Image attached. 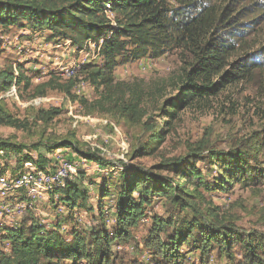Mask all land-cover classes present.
<instances>
[{
    "label": "trees",
    "instance_id": "trees-1",
    "mask_svg": "<svg viewBox=\"0 0 264 264\" xmlns=\"http://www.w3.org/2000/svg\"><path fill=\"white\" fill-rule=\"evenodd\" d=\"M246 1L230 0L219 7L216 0H0V29L46 30L50 33V42H71L81 53L89 48L96 50L100 60L99 64L83 65L80 72L98 97L95 101L72 94L80 82L74 85L71 80H82L78 75L67 83L56 79L34 86L22 66L18 67L17 76L12 68L0 71V127L28 130L29 122L18 119L3 103L2 95L15 87L18 91L33 89L32 98L44 97L48 90L59 91L89 112L102 110L114 114L116 111L126 122L141 124L147 115L146 91L135 84L117 81L116 71L144 59L158 60L180 52L192 61L183 59L186 67L176 84L177 93L166 99L161 108L170 119L164 123L168 128L155 129L154 139L137 148L132 157L155 154L173 130L172 123L181 110L208 103L227 87L250 81L257 71L264 69V46L254 50L255 45L249 41L258 20L248 18L258 13L259 9L255 8L258 3ZM248 11L251 12L247 14ZM60 113L59 109L40 111L37 120L49 123ZM249 143V150L230 151L208 150L207 145L199 144L187 157L165 161L154 168L126 167L114 193L116 223L111 232L93 230L94 234L89 236L77 231L63 233V225L71 219L73 211L87 207L84 202L88 192L70 182L73 177L64 176L56 183L42 186L39 191L57 189L54 193L58 194V201L70 213L58 216L55 226L31 219L7 228L0 240L2 245L8 243L9 252L0 248V264H123L113 248L129 242L130 230L145 216V209L155 197L164 198L166 206L176 210V214L171 220L154 217L152 221V229L144 240L145 249L152 255V264H192L197 252L200 264H211L216 250L218 258L228 259L230 264H234L238 251L244 253L245 264H264V238L239 233L220 208L206 197L234 183L249 187L264 180L260 161L264 158V129ZM27 149L34 150L37 157L22 156ZM58 149L72 150L80 159L100 167L110 165L100 151L81 148L75 136L38 142L30 147L0 140V157L19 156L17 172L6 180L3 200L10 190H16L18 178L28 172L58 173L65 164L70 167L67 170H72L69 161L52 165L42 153V150L51 153ZM199 162L205 163L209 171L219 173L214 185L206 181ZM26 165L30 168L25 169ZM22 189L17 188L22 192L27 190ZM110 193L105 185L101 197ZM25 194L31 199L39 196L38 193L33 198L28 190ZM26 198H22L24 202ZM24 207L29 209L30 205L24 204ZM99 207L102 218L103 208ZM87 209L93 213V208ZM184 247L190 254L182 253Z\"/></svg>",
    "mask_w": 264,
    "mask_h": 264
},
{
    "label": "rangeland",
    "instance_id": "rangeland-1",
    "mask_svg": "<svg viewBox=\"0 0 264 264\" xmlns=\"http://www.w3.org/2000/svg\"><path fill=\"white\" fill-rule=\"evenodd\" d=\"M229 1L216 0V3L221 7ZM253 1L258 3L255 8L259 11L248 19L258 20V25L249 41L250 44L255 45L254 50H257L264 46V0ZM253 1L248 0L246 3L250 4ZM249 12L251 11L247 14ZM46 32L48 31L35 32L28 28L17 27L0 29V71L12 68L17 76V69L22 66L26 76L32 78L34 86L56 79L67 83L70 82L69 79L78 75L82 80L78 78L71 80L74 85L80 82L73 88L72 94L87 98L89 101L97 100L93 88L84 80V74L80 73L83 65L100 63L97 51L89 48L81 53L71 46V42H50L48 39L50 33ZM183 59L192 61L190 56L174 52L158 60L144 59L138 63L124 65L116 71L117 81L135 84L140 90L146 91L144 109L147 115L142 120L146 126L142 123L135 125L126 122L119 117V114H115L116 111L113 112L114 114L104 113L102 110L89 112L59 91L48 90L46 96L32 98L33 89L18 91V87L14 86L15 88H12L8 94L2 95L3 103L9 111L18 119L27 120L29 127L27 131L0 127V140L30 147L38 142L49 143L75 136V141L79 142L81 148L100 151L110 164L106 167H100L97 163L91 164L80 159L72 150L58 149L51 153L42 150L52 165H57L61 160L72 163V170L77 172L73 176L74 180L70 182H75L82 191L88 192L84 202L87 207L76 208L73 211L71 219L63 225V233L77 231L89 236V233L94 234L93 230L112 231L116 223L113 216L116 212L114 193L116 187L121 184V172L126 167L154 168L165 161L187 157L194 153L199 144L207 145L208 150H249L250 139L262 132L264 69L257 71L250 81L227 87L208 103L181 110L178 118L172 123L173 130L168 133L160 149L151 156L133 159V153L137 148L149 144L150 140L154 139L155 129L168 128L164 123L170 119L161 108L166 99L177 93L176 84L183 68L186 67ZM51 109H59L61 113L49 123L37 120L40 111ZM26 155L37 157V153L30 149L22 154V156ZM18 158L19 156L16 157L14 154L0 157L1 178L13 176L17 172L15 168L19 165ZM260 161L264 167V158ZM198 167L206 181L214 185L219 173L216 170L209 171L203 162H199ZM29 168L30 165L25 166V169ZM105 185L109 187L111 193L102 198L101 193ZM55 190L51 192L41 190L37 199L25 196L26 192L10 190L7 197L0 200V217L5 220V223H0L1 233L3 229H7L6 224L10 219H14V222H17V219L18 221L34 219L40 224L55 226L58 216H66L70 213V209L58 201ZM135 196L137 197L138 194ZM24 197L28 198L26 203L31 206L29 209L21 207ZM206 197L214 206L220 208L221 214L239 233L264 238V180H259L249 187L234 183L226 190L206 194ZM99 205L104 212L102 218L99 217ZM88 207L94 209L93 213L88 211ZM175 214L176 210L166 206L164 198L155 197L153 203L145 209V216L130 230L129 242L117 244L113 248L118 259H122L123 264H152V255L144 247L145 237L152 229V221L154 217L164 221L171 220L173 219L171 216ZM104 224H106L105 228ZM2 236L4 235L1 234L0 237ZM0 248L9 252L8 243L2 245L1 240ZM182 253L190 254L187 247L183 248ZM262 259H264V251ZM210 263L230 264L231 262L228 259L218 258L216 250ZM245 263L244 253L236 252L234 264ZM192 264H200L198 252L193 255Z\"/></svg>",
    "mask_w": 264,
    "mask_h": 264
},
{
    "label": "bare ground",
    "instance_id": "bare-ground-1",
    "mask_svg": "<svg viewBox=\"0 0 264 264\" xmlns=\"http://www.w3.org/2000/svg\"><path fill=\"white\" fill-rule=\"evenodd\" d=\"M68 168H70V167L67 164H65L62 171H66ZM58 173H60V172H58ZM58 173L45 174L43 172H28V173H26V174H24L18 178L15 186L17 188H21V189H22V187H24L25 188L24 190L27 189L30 196L35 198L37 196L36 194L39 193L38 191L42 186L50 185L52 183H56L62 177L65 176V175H57ZM41 178H44V179H41ZM2 180H4V179H2ZM0 187L2 189L0 191V200H3V193L2 192H3V189H5L7 187V181H5V182L2 181L0 183ZM17 188H16V190H17ZM27 190H26V192H27ZM1 214H3V213H1Z\"/></svg>",
    "mask_w": 264,
    "mask_h": 264
},
{
    "label": "crops",
    "instance_id": "crops-1",
    "mask_svg": "<svg viewBox=\"0 0 264 264\" xmlns=\"http://www.w3.org/2000/svg\"><path fill=\"white\" fill-rule=\"evenodd\" d=\"M46 33H48V32H46ZM91 164H93V163H91ZM8 179H9V177H6V178H4V180H2V181L5 182V181L8 180ZM2 181L0 180V183H1ZM1 190H2V189H1V187H0V191H1ZM40 191H41V190H40ZM40 191H39V193H40ZM38 195H39V194H38ZM39 201H42V200H39ZM39 201H38V202H39ZM34 203H35V202H34ZM24 204H27V203H26V202H23L21 207H23ZM30 207H31V206H30ZM26 209H27V208H26ZM21 220H22V219H21ZM14 221H15L14 219H10L9 222H7V224H6L7 226H6V225H5V226H6L7 228H8V227H9V228H12L13 226L17 227L18 225H20V223H22L23 220H22V221H18V219H17V220H16L17 222H14ZM1 222L5 223V220H3V219L0 217V223H1ZM5 226H4V227H5ZM5 230H6V229H5ZM5 230L3 229L2 233H1V229H0V235H1V234H5Z\"/></svg>",
    "mask_w": 264,
    "mask_h": 264
},
{
    "label": "built area",
    "instance_id": "built-area-1",
    "mask_svg": "<svg viewBox=\"0 0 264 264\" xmlns=\"http://www.w3.org/2000/svg\"><path fill=\"white\" fill-rule=\"evenodd\" d=\"M76 172H77V170L60 171V173H58L57 175H65V178H71L75 175ZM41 179H44V178H41ZM22 214L23 213H20V215H22ZM10 216H17V215H11L10 214Z\"/></svg>",
    "mask_w": 264,
    "mask_h": 264
}]
</instances>
